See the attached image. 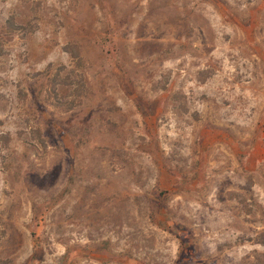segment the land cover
I'll list each match as a JSON object with an SVG mask.
<instances>
[{"label":"rangeland","instance_id":"obj_1","mask_svg":"<svg viewBox=\"0 0 264 264\" xmlns=\"http://www.w3.org/2000/svg\"><path fill=\"white\" fill-rule=\"evenodd\" d=\"M0 264H264V0H0Z\"/></svg>","mask_w":264,"mask_h":264},{"label":"trees","instance_id":"obj_2","mask_svg":"<svg viewBox=\"0 0 264 264\" xmlns=\"http://www.w3.org/2000/svg\"><path fill=\"white\" fill-rule=\"evenodd\" d=\"M52 94H54V93H52Z\"/></svg>","mask_w":264,"mask_h":264}]
</instances>
